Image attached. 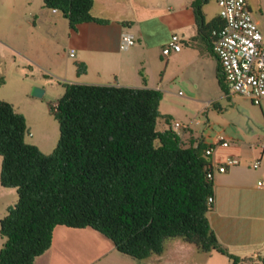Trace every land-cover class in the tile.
<instances>
[{"label":"crops","instance_id":"crops-1","mask_svg":"<svg viewBox=\"0 0 264 264\" xmlns=\"http://www.w3.org/2000/svg\"><path fill=\"white\" fill-rule=\"evenodd\" d=\"M192 1L93 0L90 14L96 20L71 26L60 10L52 11L43 0H0V82L9 77L20 80L17 98H34L32 102L38 100L30 92L33 86L44 90L41 97L58 93L51 98L56 101L66 83L158 89L162 93L159 109L165 115L158 119V129L180 121L176 133L184 146L214 145L209 157L214 166L227 156L238 160L213 177V205L207 216L218 241L240 256L264 254V184H258L264 181V100L258 104L263 124L249 122L246 114L235 115L240 99L249 98L224 91L219 82L220 65L210 42L213 24L221 21L219 7L215 0L204 3L199 24ZM247 4L264 34V0H247ZM122 33L132 35L134 44L121 48ZM173 34L181 49L164 54L162 49ZM223 98L232 103L225 112ZM19 100L16 103L22 105ZM5 101L14 106L15 100ZM17 105L14 108L24 113L26 108ZM215 110L227 114L217 132L198 135L193 131L192 121H204L199 113L204 112L209 121L208 114ZM241 117H246V124ZM220 135L227 146L217 142ZM255 161H259L257 167H253ZM17 197L16 188L0 183V218ZM4 241L0 234V247ZM181 242L169 239L162 253L139 261L117 250L109 237L91 226L58 224L50 247L33 264H176L181 251L198 250L192 243ZM204 253L202 262L189 264H231L216 251Z\"/></svg>","mask_w":264,"mask_h":264},{"label":"trees","instance_id":"trees-1","mask_svg":"<svg viewBox=\"0 0 264 264\" xmlns=\"http://www.w3.org/2000/svg\"><path fill=\"white\" fill-rule=\"evenodd\" d=\"M43 1L71 26L96 20L93 0ZM207 1H192L199 24ZM218 77L226 91L221 66ZM161 98L148 87L66 83L57 109L50 106L59 122L50 153L26 142L24 115L0 100V183L18 195L0 218V264H33L58 224L91 226L139 261L181 238L231 264H264V254L240 256L218 241L207 216L213 205L210 156L202 142L184 146L171 124L157 128L165 116Z\"/></svg>","mask_w":264,"mask_h":264},{"label":"built area","instance_id":"built-area-1","mask_svg":"<svg viewBox=\"0 0 264 264\" xmlns=\"http://www.w3.org/2000/svg\"><path fill=\"white\" fill-rule=\"evenodd\" d=\"M219 7L221 23L213 27L210 32L212 51L217 57L223 71L227 91L231 94H239L248 97L252 103L260 104L264 100V34L260 30L247 0H215ZM52 11L58 9L53 7ZM134 37L128 33H122L120 47L127 48L134 44ZM181 43L176 34H173L162 52L179 51ZM73 55V50L70 53ZM57 109V102L51 105ZM182 124L178 121L172 123L176 131ZM217 142L227 146L223 136H218ZM216 144V143H215ZM214 145L205 149V154L211 156ZM237 158L227 156L223 162L214 166L207 172V177L212 179L215 172H225L229 166L236 165ZM259 161L253 163L257 167ZM263 185L264 181L258 183ZM208 202L213 203V195L208 197Z\"/></svg>","mask_w":264,"mask_h":264},{"label":"rangeland","instance_id":"rangeland-1","mask_svg":"<svg viewBox=\"0 0 264 264\" xmlns=\"http://www.w3.org/2000/svg\"><path fill=\"white\" fill-rule=\"evenodd\" d=\"M215 5L216 4L214 2L211 3L212 9H214ZM19 82L17 81V79L11 77H9L3 82H0V98H2L3 100L4 99L15 100L13 101L14 106L18 104L16 103V100L20 101L19 99H22V103H21L22 105L18 104L17 106H20L21 109L26 108V109H22L24 110L22 111L24 112L22 114L24 115L25 119H27L26 120L27 133L25 136L26 142L36 145L43 153H50L55 148L59 138V122L52 114L50 110V106L47 105V102H49L48 100H51L50 101V105H51L54 101H56L52 99L56 98L58 93L57 94L52 93L53 95H46L41 98L38 97V100H35V102H32L33 101L32 99L34 98H30V97H28L30 101L27 100L26 98H23L21 95H20L21 98H17L16 93H18L17 90H18ZM14 92H15V96L11 97ZM39 101H43V102L40 103ZM221 104L223 107V112H225L226 108L230 107L232 103L230 102L229 99L223 98ZM234 113L235 115L246 114L247 116H250V119L248 120L249 122L254 121L257 125L263 124V116L261 114L260 106L252 103L247 98L240 99L239 107L236 108ZM223 114L217 110L209 113L208 114V117L210 118L209 119L210 123H209V121L205 118V113L204 112L199 113L198 117H200V119L204 121H201L199 123L192 121L191 127L193 131L197 132L198 135L200 134L205 135L206 132L209 133L217 132V130H219L220 127L219 124L225 123L221 121V119L223 118L222 117ZM224 115L227 116L226 113ZM241 121L246 124L247 123L246 117H241ZM162 126L163 124L159 125V127ZM1 159L2 158L0 156V165H1ZM170 241H173V239H170ZM175 241L181 242L184 240H182L181 238H175ZM181 243H185V241ZM186 245L188 244L186 243ZM191 247L194 246L192 245ZM181 253L182 254L180 256L176 255L180 259L179 263L176 264L200 263L203 261L204 259L203 257H205L206 255L204 252L199 250H191V252L185 250V252L181 251ZM171 257H173V255Z\"/></svg>","mask_w":264,"mask_h":264},{"label":"water","instance_id":"water-1","mask_svg":"<svg viewBox=\"0 0 264 264\" xmlns=\"http://www.w3.org/2000/svg\"><path fill=\"white\" fill-rule=\"evenodd\" d=\"M44 90L41 87L33 86L31 89V94L36 97H41Z\"/></svg>","mask_w":264,"mask_h":264}]
</instances>
